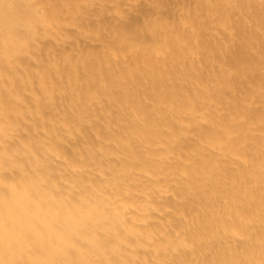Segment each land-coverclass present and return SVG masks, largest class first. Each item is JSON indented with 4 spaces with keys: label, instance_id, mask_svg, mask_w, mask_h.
Segmentation results:
<instances>
[{
    "label": "bare ground",
    "instance_id": "obj_1",
    "mask_svg": "<svg viewBox=\"0 0 264 264\" xmlns=\"http://www.w3.org/2000/svg\"><path fill=\"white\" fill-rule=\"evenodd\" d=\"M0 264H264V0H0Z\"/></svg>",
    "mask_w": 264,
    "mask_h": 264
}]
</instances>
